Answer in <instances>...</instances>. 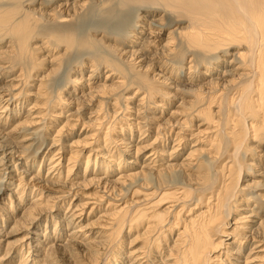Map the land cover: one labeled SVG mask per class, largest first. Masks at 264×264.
<instances>
[{
    "label": "bare ground",
    "instance_id": "bare-ground-1",
    "mask_svg": "<svg viewBox=\"0 0 264 264\" xmlns=\"http://www.w3.org/2000/svg\"><path fill=\"white\" fill-rule=\"evenodd\" d=\"M42 1L47 2L43 9ZM113 2L114 4L107 8L116 15L105 17L106 24L102 25H115L111 20L123 15L125 21L123 24H116L117 32L114 35L102 25L89 26L85 33L86 38L81 40L75 31L74 23H70L63 29H52L49 38L55 48H60L58 51L62 50V54H67L72 47L74 50L92 43H98L100 47L114 52L111 57L104 54L97 62L88 58L90 64L89 61L84 63L88 62V66H95L94 68H106L103 73L104 82L98 85L96 94L113 99V102L108 100L114 107L111 116L121 114L119 119L124 121H118V127L112 122L105 126V122L104 125L101 123L105 117L87 115L86 121H81L82 128L88 122L94 129L89 134L84 131L82 137L71 139L58 148H68L66 164L60 162V155L56 157L58 149L50 151L46 158L48 162L45 173H41L39 165L38 169L35 168L34 161L28 162L25 157L27 147L33 145L31 142L19 146L18 149L22 148L21 150L13 149V145L6 146L13 140L22 142L42 137L40 132L43 129H40V126L44 127L45 113L44 109L36 110L35 107H43L46 104L47 88L51 81L47 82L48 84L40 81L37 86L46 89L36 91V94L38 99H44L39 103L35 102L36 104L31 102L28 113L14 121L12 127L3 134L22 135H5L3 139L6 141L0 143V176L16 183V187L20 185L19 192L28 189L31 194L32 190H37L33 193L30 204L24 208L23 217L32 221L35 215L43 213L42 209L52 207L49 198L56 202L75 192L76 187H93V192L83 194L86 198L84 196V200L75 203L74 207L68 209V201L66 207L68 212L71 209L72 211L68 214L65 211L63 220L57 218L53 224L55 228L56 223L62 221L63 230H66H53L52 236L56 240L61 235L65 236L64 245L69 248L79 246L98 256L112 250L116 240L113 238L121 233L124 226L128 228L126 233H129L132 227H139L142 229L136 235L143 237L149 249L141 253L134 252L135 248L130 250L126 264H210L220 256L229 254V251L234 254L231 258L234 262L242 258L240 264H264V212L261 210L264 203L251 198L258 195L255 190L251 191L250 196L245 190L250 186L264 187V164H259L264 162V151L249 154L254 148L253 144L258 145L264 139V0H28L25 3L29 4L24 7L18 3L0 2V36H4L7 42L6 48L0 51V62L5 61V56L9 61L18 62L25 55L30 57L34 50L40 48L37 40L32 39L36 20L72 21L79 15L86 14L92 7L100 10ZM123 5L126 6L125 9L119 8ZM41 12L47 14L39 18ZM105 19L99 21L103 22ZM138 38L141 43L137 41ZM38 42L41 44L42 41ZM149 45L159 47L151 53V57L159 54H170L174 57L175 54L178 59H183V56L189 54L187 66L183 67V64L174 62L178 64V69L169 68L167 56L163 61H158L157 71L153 70L152 75L143 73L145 71L140 70H145L149 63L141 62L146 59L141 51H147ZM227 48H231L233 52L227 51ZM132 58L137 59V62L125 64ZM184 68L188 76L181 74ZM160 72L172 75L175 79L182 78L181 81H188V89L184 83L176 81L183 86L182 89L185 86L184 89L189 92L188 100L183 102L178 111L167 109L166 119H160L161 122L156 126L161 129L160 140L157 131L155 136L150 135L142 140L139 138L132 145L133 129H136L140 137L144 134L143 127L149 125L145 119V122L140 124V118H159L157 112L152 115L154 117L145 114L141 116V113L142 108H145L144 103L153 100L156 94L167 93L160 89L158 83L152 81V77ZM168 76H163L162 80H166ZM7 82L0 86V118L4 123L19 112L18 100L13 92L18 81L14 79ZM133 84L134 88L122 97L133 98L136 104L132 102L134 105H130L126 102L119 105L118 93L129 89ZM167 95L169 96L168 93ZM80 107L75 106L70 114L76 116L73 122L67 123V119L65 122H59L61 124L54 130L55 135H67L69 129L63 127H75L76 123L80 122V115L77 114ZM100 109L101 107H97V110ZM183 111L187 114L182 115ZM177 113H182V116L172 118V115ZM189 115H194L196 123H193V117L190 118ZM21 126L36 128L28 132L34 134L33 137L26 136L27 129H21ZM38 127L41 135L36 132ZM101 127H105L106 131L98 138L96 146L90 147V143L96 140L93 139L95 131ZM115 128H118L115 131L117 134L111 137L114 142L111 145V142L107 141L110 137L108 131ZM125 135L128 141L125 142L124 149L117 151L116 144H122ZM147 136L146 134L145 137ZM168 136L170 137L167 138ZM51 140L53 143L59 138L52 137ZM166 145L168 148L164 150ZM86 147L89 148L84 154L83 170L78 169L77 172L71 173L75 162H79V155ZM144 152L148 153L142 159L137 157ZM122 154L130 157L121 158ZM14 158L19 160L18 164ZM242 171L247 172L250 178L244 179V183L240 184L238 180ZM174 175L178 178H173ZM43 190L48 194L39 202ZM125 194L128 198L126 196L122 199ZM117 201L119 203H116ZM95 209H99L95 219L101 222L105 229H109L110 233L103 231V227L100 231H92L86 227L87 224L81 225L80 221L86 216L89 217ZM167 234L171 235V239L162 247L161 238ZM29 238L31 239V236ZM5 243L0 264H7L9 259L6 260L5 257L15 255L14 246L8 245L9 241ZM233 243L236 246H232ZM27 244V253L18 254L16 264L28 262L30 241ZM7 245L10 247L7 248ZM243 245L247 247V251L241 254L239 247ZM2 246L3 243L0 248ZM49 246L52 247L53 243ZM49 246L47 243L40 247V251L32 250L34 254L30 260L31 264H54V255ZM54 246L59 248L63 244ZM39 252H42V255ZM148 254L151 256L148 257ZM104 261L100 263L104 264Z\"/></svg>",
    "mask_w": 264,
    "mask_h": 264
},
{
    "label": "rangeland",
    "instance_id": "rangeland-1",
    "mask_svg": "<svg viewBox=\"0 0 264 264\" xmlns=\"http://www.w3.org/2000/svg\"><path fill=\"white\" fill-rule=\"evenodd\" d=\"M16 1H18V2H16ZM26 1H28V0H26ZM26 1L25 0H13V1L12 0H0V2H3L4 4L5 3H8V4L18 3L19 6H21V7H24L25 5L29 4V3L26 4L25 3ZM112 4H114V2L109 4V5H106L105 7H103L100 10H97V9H95V7H92L90 10L87 11L86 14L79 15L77 18H74L72 21L48 22V21H44L43 19L36 20L34 23V26H33L34 30H33L32 35H34V36L32 39L35 41L37 40L36 43L41 45L40 48L37 50H34L33 55H31L30 57L28 55H25L18 62L9 61L8 58H6V56L3 59L5 61L0 62V66L2 67V68H0V86L4 85V82L8 83L7 80L14 81V79H15L18 81V84L15 87L13 92L15 93L16 100H18L17 101V103H18L17 107L19 108V112L17 113L18 115L15 117H12V118L9 117V119H7L5 121V123L1 122L2 118H0V143L1 142L3 143L6 141V139H3V136H5V135H8V136L10 135L9 137H11L13 135L14 136L22 135V133H15V134H9V133L6 134L5 133V135H3V134H4V132H7L9 128L12 127V123L14 121H16L17 119L18 120L21 119V117H23L26 113H28L27 109L31 106V102L35 103L38 101V103H39L40 101H42L44 99V98L38 99L39 98L38 94H36V91H44L46 89V87H42V86L38 87L37 85L39 84V82L41 81V82L46 84L47 82L51 81V82H49V83H51L50 86L48 85L49 87L47 88L48 96L45 98L46 104L43 107H39V106L35 107L36 110L37 109L38 110L44 109L43 112L45 113V115H44L45 119L43 122L44 127L40 126V129H43L40 132V133H42V137L40 136L38 138V140L37 139H34V140L28 139V140L22 141V142H20V141L16 142L13 140V142L6 144V146L7 145H13L14 146L13 149L21 150L22 148L18 149L19 146H21L23 144L26 145V144L31 142L33 145H29L27 147V150L25 151V157H26V159L28 158V160H27L28 162L34 161L33 164L35 165V168H37L39 165V167H40L39 171L41 173H45L46 166H47L46 163L48 162L46 158L48 156V153H50V151H52V150L56 151L61 145L66 144L67 142L71 141V139H74L78 136L82 137L84 135L83 134L84 131H86L85 132L86 134H89L94 129V127L92 125L87 124L88 122L85 123V126L82 128L81 121H86V118L88 116L90 117L93 115H97L99 117H105L102 119V122H101L103 125L105 122V124H106L105 126L109 125V123L112 122V123H115L116 126L118 127L119 124L124 121V120L119 119L121 117V114H119V115L115 114L114 117H112L113 115L111 114V110L114 107L109 103L108 100H110V102H113L114 101L113 99L104 98V96H99L98 94H96V89H97L98 85L101 84L102 82H104L103 73L105 72L106 68L105 67L94 68L95 66H90V65L88 66V62H87V64L84 63L86 61H89L90 59H95V61L97 62V60L100 59L99 57L104 56V54L111 57L112 54H114V52L111 51L110 49L106 48V47L105 48L100 47V45L98 43L97 44L92 43L90 45L84 44L83 46H80L78 49H74V50L72 47L67 54H65V53L62 54L61 53L62 50L58 51V49H60V48H55L51 44V38H49V37H51L49 35H50V32L53 31L52 29H54V28L58 29V27H59V29H63L67 25H70V23H72V24L74 23L75 31L78 33V35H80L79 39L82 40L83 38H86L85 33H87L89 26L99 27L102 24H106L105 17H108V18L113 17V15L115 13L108 10V8ZM46 6H47V2L42 1V3H41L42 9H43V7H46ZM119 8L125 9L126 6L125 5H123L121 7L119 6ZM105 12H106V14L104 15ZM115 12H116V9H115ZM43 14L46 15L47 12H45ZM43 14L41 12V15L40 16L38 15L39 18L41 16H43ZM93 17H94V19H93ZM97 18H98V20H97ZM100 19H105V21H103V22L99 21ZM124 19L125 18L123 15L116 16L114 19L111 20L112 22H114L115 25L109 24V25H105V26L102 25V26L109 29V32L113 33L111 35H114L115 32H117V29L115 28L116 24H118L119 22L122 23L123 21H125ZM42 36H43V38H42ZM38 41H42L41 44ZM137 41L139 43H141V40L139 38L137 39ZM6 43L7 42L5 41V37L3 36L1 38V36H0V51L4 50L6 48ZM154 45H156V43H154ZM135 47H138V46H135ZM157 47L158 46L149 45L147 47V51H145V52L141 51V53H144V55L146 56V59L142 60L141 62L143 64L145 62L149 63V66L145 70H144V68L140 70L142 72L145 71L143 73H145V74L147 73L149 75H152L153 70L155 72L157 71L158 67L156 64L158 63V61H163V59H166L167 56L169 58L168 59L169 61L167 60L166 62L168 63L169 68L178 69V64H174V62H179V64L180 63L183 64V67L187 66L186 61L190 57L189 54H186L185 56H183V59H181V58L178 59V57L175 54H174V57L173 56L171 57L170 54L169 55L159 54V55L151 57V53L154 52ZM148 49H149V51H148ZM227 51L233 52V50L231 48H227ZM88 58H90V59H88ZM133 60H134V58H132L130 61L125 62V64L128 62L129 63L135 62V61L137 62V59H135L134 61ZM77 61H80V62L76 63ZM74 63H76V64L73 65ZM93 63H95V62H93ZM138 63H136V64H138ZM69 64H71V65L69 66ZM89 64H90V61H89ZM91 67H93L94 69ZM106 67L109 68V66H106ZM120 67L122 68L121 65H120ZM89 69H91V70H89ZM184 69L181 70V74L188 76L187 70L186 69L184 70ZM48 70L50 72L47 73ZM45 73H47V74H45ZM163 74H165V75H163ZM160 75L161 76L162 75L168 76L167 73L160 72L158 75H155L154 77H152L154 79V80L152 79V81H154L153 83H158L161 87L160 89L167 92L169 94V96L167 95V93L164 94L165 97L163 94H159V95L156 94L157 96H155V98H153V100L149 101L150 103L147 102V104H145V103L143 104L145 108H142L141 116L145 114L146 116L150 115L151 117H154L152 115H155L154 113L157 112L156 114L158 115L159 118H157V119H152L150 117L148 119L147 118H140L141 119L140 124H142L146 120L149 122L148 123L149 125H146L143 127L142 130H144V134H142L140 137H138V134L136 133V129L135 128L133 129V134H134L133 139L134 140L131 143L132 145L134 143H136L137 140H139V138H140V140H142V138H144V139L148 138L150 135L155 136V133L157 131H158L157 137L160 140L161 135H162L160 133L161 129H157V127H156L157 124L161 122L160 119H166V117L168 115L167 109H170V110L176 109V111H178L180 106L182 107V105L184 104L183 102H186L188 100L187 96H188L189 92L186 91V89H184L185 86H186V88L188 87L187 86V84L189 83L188 81L186 82V80H182L183 81L182 82L181 81L182 78L181 79H179V78L175 79V77L172 75L168 76L166 80H162L163 76L161 77ZM176 81L184 83L185 84L184 88L182 89L183 86H181L179 83L177 84ZM52 82H53V85H52ZM192 82H193V84L196 83V81H194V79L192 80ZM199 82H201V81H199ZM174 84H175V86H174ZM135 85H136V83H135ZM135 85L133 84L129 87V89L121 90L118 93L119 105L126 103V102H129L130 105L136 104V101H134L133 98H131V99H124L123 98L124 96H126L129 93L131 88H134ZM122 92H124V93H122ZM58 97H60L61 99ZM89 97L92 99H90ZM99 101H100V104H99ZM77 105L81 106L80 111L77 113L80 115L78 118L80 122L76 123L75 127L73 126V127L67 128V125H66V127H63V129L64 128L69 129L68 130L69 133L67 135H65V136L59 135V134L55 135L54 130L58 129V127L61 124L59 122H65L67 119V120H69L67 123H70V122H73L74 118H76V116H71L70 114L74 111L75 106H77ZM119 105L117 104L116 107H118ZM97 107L98 108L101 107V109L97 110ZM32 110L33 109H31V111ZM60 110H61V112H59ZM119 110H121V109H119ZM119 110L117 109V111H119ZM17 111H18V109H17ZM187 111L190 112V110H187ZM166 112H167V114H166ZM90 113L92 115H90ZM182 113H180V114L177 113V115L173 114L172 118L174 116H179L181 114L182 115L187 114V113H184V111ZM100 115H102V116H100ZM189 116H190V118L193 117L192 121L194 123L196 121V118L194 117V115L193 116L189 115ZM110 119H111V121H110ZM143 119H145V120H143ZM3 120H4V118H3ZM118 121H120V123H117ZM192 127H193V129H195L194 126H192ZM20 128L21 129H23V128L27 129V133L30 131H33V129H36L34 127L25 128L22 126ZM20 128H18V129H20ZM40 129H39V127L37 128V131H36L37 134L39 133ZM87 129H89V130L87 131ZM117 129L118 128H115L111 131H108V135L110 137L107 138L108 139L107 141H108V143L111 142V145L114 144V142H112L111 137L114 136L115 134H117L115 132V131H117ZM105 131H106L105 127L104 128L101 127L100 130L95 131L97 134L96 133L94 134L93 139L96 138V140L93 141L92 143H90V147L96 146V142H98V138H100L103 135V132H105ZM146 134L148 135L147 137H145ZM31 135H32L31 133H28L26 136H28V137L30 136L29 138H31V137H33L34 134L32 136ZM20 137H22V136H20ZM52 137H53V139L59 138V140L52 143V140H51ZM169 137L170 136H168L167 138H169ZM263 140L258 145L253 144L254 148H252V150H250V153H249L250 155L255 154L259 150L261 152L264 151ZM127 141H128V137L126 138V135H125V140L123 141V143L122 144H116L117 145V151H118V149L119 150L124 149V144ZM51 144L52 145L54 144V145L52 146ZM4 148H5V146L3 147V149ZM88 148L89 147H86L85 151H83L79 155V162H75V165L73 166L71 173L77 172L78 169H79V171L83 170L84 159H85L84 154H86L88 152L87 151ZM167 148H168V145H166L163 149L166 150ZM55 151H53V152H55ZM1 152L2 151L0 149V153ZM56 152H58L56 157L58 155H60V162L63 164H66L65 157L68 156V148L61 147ZM147 153L148 152H144L143 154L141 153L137 157H141V159H142V157ZM249 154L247 155L248 158L250 156ZM3 155H5V154H3ZM62 157L64 159H62ZM126 157H130V156L129 155H123V154L121 155V158H126ZM247 157H245V159ZM75 158L76 157H74V159ZM40 159H42L41 160L42 162H40ZM245 159H244V161H245ZM247 161H249V160H247ZM18 162H19V160L15 159V163L18 164ZM7 163H9V162H7ZM259 164L263 165L264 162L261 161V162H259ZM61 169H62V167H61ZM64 173H65V169L63 168L62 174L64 175ZM79 174H80V172H79ZM173 178H178V176L175 177V175H174ZM248 178H250V177L248 176L247 172L242 171V173L240 175V179L238 181L241 184L242 182L244 183V181H243L244 179H248ZM0 187H1L0 188V240H1V244L3 243V246L0 248V256L2 255V251H3L4 246L6 247L5 241H9L10 243L8 245H13L15 248V255L12 254L13 257H11V256L5 257L4 256L6 258V260L9 259V262L5 261L7 264H16L15 261H18L17 259L19 258V255L21 253H24V254L27 253L26 250L28 249V247H27L28 241H30L31 245L29 246L30 252H28L29 253L28 260H27L28 262L26 264H31L30 260L32 259L33 254H34V251H32V250L37 249L40 251V247H43L47 243H48V246H49V244L53 243V246L52 247L49 246V247H50V251L54 255L53 256L54 260H55L54 264H101L102 260L103 261L105 260L104 264H126L125 261H126L127 253L130 250H133L135 248L136 250L134 249V252L141 253V252H143V251L145 252L149 249V245L144 243V241L142 239L143 237L141 238L139 235H136L138 233V231L140 232L142 229L139 227L137 229H136V227H134V228L132 227V228H130L129 233H126L128 228L126 226H124L125 228L123 227L122 228L123 230L121 229V231H120L121 233H119L118 236L115 235V237L113 238L114 240L115 239L116 240L113 243L114 247L112 248V250L109 252L105 251L104 253H102L101 255H98V256L91 254L90 250L82 249L79 246H72L73 248H69L67 245H64L66 237L63 235H61L60 236L61 239L59 238L58 240L53 238L52 232H54V231L56 232L58 230L59 231L63 230V225L61 224L62 221L57 222L56 226L54 228L53 224L55 223L57 218L63 220L62 216H64L63 215V214H65L64 212L66 211L67 214L70 213L72 211V209L69 210V212H68V209L71 208L72 206L74 207L75 203H80L81 201H83L84 196H85L83 194H88L91 191L93 192V190H94L93 187H84V186L82 187V185L80 187H76L74 189L75 192H72V194L65 196V198L63 197L62 199H60V201L55 202L53 199L49 198V200H51V202L50 201L49 202H50V205H52V207L50 206L48 209L47 208L42 209L43 213H40L39 215L38 214L35 215L36 217L32 221L25 219L23 217L25 215H22V214L24 213L23 212L24 208H26L30 204L32 197L34 196L33 193H35L37 190L36 191L32 190L31 194H30L28 189H25L23 192H19L20 191V185L18 187H16V183L9 181V179L8 178L6 179V177L4 179L3 176H0ZM256 187L255 186L248 187L247 189H245L246 193L248 194V196H250L252 194L251 191L255 190V193L258 195H255L256 198L255 197H251V198L256 200V201H259L261 203H264V196H262V194L264 193V187L263 188H258V187L256 188ZM14 190H16V191L12 192ZM113 191H114V189H113ZM46 194H48V192L43 190L42 195H41V199L39 202H41L43 200V198ZM126 196L128 198V195H126V194L124 196H122L121 198L122 199L126 198ZM85 198H86V196H85ZM68 201H70V204H69V207L67 209L66 206L68 205ZM119 201L121 202V200H119ZM119 201H117L116 203H119ZM99 206L101 207L102 204ZM103 206H105V204H103ZM42 207L44 208V206H42ZM97 210H99V209H95L93 211V213L91 215H89V217L88 216L84 217V219H82L80 221V223H82L81 225L87 224L86 227L88 229L90 228L89 230H92V231L102 230L103 225H101V222H99L95 219V217L98 216ZM261 210H262V212H264V207ZM87 211H88V208L86 209V212ZM34 212H35V210L33 211V213ZM94 213H95V215H94ZM94 219H95V221H94ZM65 230L66 229H64L63 231H65ZM103 231L110 233L109 229L107 230V229H105V227H103ZM34 232H35V234H34ZM26 233H28V234H26ZM41 234H43V235H41ZM25 236H29V237L31 236V239L29 237L25 238ZM169 236H171V235L167 234V235H165L164 238H161L162 241L160 244L162 247H164L170 241L171 237H169ZM22 238H24L23 241H22ZM52 240H53V242H51ZM59 240H60V242H59ZM62 240H64V241H62ZM131 240L132 241L134 240V241L132 242ZM23 243H25V244L21 248V245ZM58 243L60 245L63 244V246L59 247V248L55 247L54 244H58ZM138 243H140V244H138ZM246 243L247 244L249 243L248 240H246ZM34 244H35V246H32ZM8 245H7V248L10 247ZM244 245H245V243H244ZM244 245L239 247V252L241 254L243 253V251H244V253L247 251V247L245 248ZM232 246H236V244L234 245V243H233ZM117 247H119V248L116 249ZM151 252L152 251H150V253ZM231 252L232 251H229L228 252L229 254H225V255L220 256L221 258L219 257L218 260H214L210 264H223V262L225 264H240V259H242V258H238V261L234 262L233 259H231L232 257H234V254ZM240 253H239V255H240ZM39 254L42 255V252L41 253L39 252ZM214 254H216V253H214ZM150 256H151V254H148V257H150ZM5 258L3 260H5ZM224 259L226 260V262ZM94 260H95V262H93ZM221 261H222V263H221Z\"/></svg>",
    "mask_w": 264,
    "mask_h": 264
}]
</instances>
